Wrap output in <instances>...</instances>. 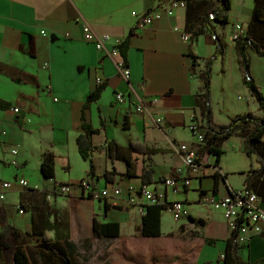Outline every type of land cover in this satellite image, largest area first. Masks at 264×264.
Returning a JSON list of instances; mask_svg holds the SVG:
<instances>
[{"label":"crops","instance_id":"obj_1","mask_svg":"<svg viewBox=\"0 0 264 264\" xmlns=\"http://www.w3.org/2000/svg\"><path fill=\"white\" fill-rule=\"evenodd\" d=\"M183 1L185 6L171 17L163 16L150 26L137 29L138 16L159 8L161 0H0V102L9 105V109L0 110V164L4 170L13 166L7 178L0 172V193L3 183H12L0 199V228H6L0 230V235L8 244L13 243V228L20 233H33L36 225L48 241L74 245L68 255L71 262L78 256L76 241L82 240L84 248H89L84 241L94 235L93 218L101 223L120 224L116 245L126 238L139 237L146 202L137 197L135 204H129L128 199L133 196L131 189L142 186V173L149 169L153 171L152 182L147 186L165 192L168 200L181 202L188 211L186 217L174 220L164 209L160 217L161 238L154 243L164 252L198 244L193 264H224L223 254L230 239L222 213L203 202L205 195L219 200L230 191L248 190L258 196L264 210V145L247 155L244 136L237 132L227 139L231 150L228 158L223 159L225 140L218 166H214L213 156L205 154L199 161L206 167L196 172L183 167L177 151L178 144L192 145L196 151L199 147L188 126L193 120L206 121V71L212 72L217 66L225 90L235 79L247 94L232 35L236 24L246 32L254 0H224L228 4L224 24L216 19L220 0ZM85 26L98 40L107 39L105 51L115 49L116 53L105 55V51L85 41ZM175 27L180 31L174 32ZM129 33L126 46L120 50L116 45L122 44ZM181 33L187 34L189 40L184 41ZM246 53L251 78L264 98V57L251 49ZM121 61L128 67V82L120 75L117 63ZM98 78L105 87L99 99L83 111ZM211 80L212 77L209 88ZM118 92L125 97L122 104L115 101ZM224 94L215 113L209 106L213 125L227 124L234 117L256 112L251 94L250 99H245L246 104L240 105L235 101H240V96L234 99L227 90ZM151 100L154 102L145 103L142 114L135 113L138 101ZM83 113L85 121L100 130L91 136L95 149L87 160L81 158L76 144L82 133ZM261 113L256 117H263ZM261 141L264 144V134ZM110 142H116L123 151L131 144L143 147V153H130L134 177L125 175L123 161L111 158ZM14 149L16 154L11 152ZM46 152L54 156L53 179L43 178L40 172ZM90 161L92 175L88 174ZM177 169L182 170L180 180L188 178L190 186L171 194L163 180ZM112 170L118 172L113 184L121 190L118 197L92 200L77 185L87 180L102 189L111 185L103 174ZM19 179L27 181V188L16 183ZM61 183L71 185L69 196L56 193V186ZM36 204H40L39 219L35 215ZM18 208L24 213L19 214ZM73 227L80 228V233ZM235 248L241 263L264 264V222L260 234L243 246L235 244ZM3 253L1 250L0 258Z\"/></svg>","mask_w":264,"mask_h":264},{"label":"trees","instance_id":"obj_2","mask_svg":"<svg viewBox=\"0 0 264 264\" xmlns=\"http://www.w3.org/2000/svg\"><path fill=\"white\" fill-rule=\"evenodd\" d=\"M220 3L221 5L216 14V19L220 21L221 24H224L226 23L225 13L228 11V4L224 0H220ZM221 15L222 18H220ZM130 35L131 33H129L122 44L118 46L120 50L126 46ZM235 43L243 73L244 84L249 89L253 98L259 103V108L263 113V117L258 118L252 113H246L232 118L227 124L213 125L210 112L209 115H207V106L205 105L203 108V114L206 119L205 138L204 143L199 145L196 151V160L199 161L203 155L208 154L214 157V166H218L220 158L224 154V151L221 149L222 143L237 132H240L244 136L247 155L255 153V151L258 152V148L264 145L261 141L264 134V98L251 78L250 60L246 53L247 49H251L257 55L264 57V0H254L253 13L246 34ZM220 51L221 49L218 50V54L221 53ZM203 78L208 92V71L205 72ZM104 87V83L96 85L95 89L88 95L83 105V111L88 109L91 103L99 99ZM7 109H9V105L0 102V110ZM81 120L83 121L81 126L82 133L76 138V144L81 158L87 160L95 149L91 143V136L98 134L100 130L93 128L91 124L85 121L84 113L81 116ZM124 122V127L127 128V118ZM109 151L113 160H120L125 163V175L134 177L135 168L130 153H143V147L138 144H131L126 151H123L116 142H110ZM93 169V164L90 161L89 175L93 174ZM40 172L45 179L54 178V156L51 152L44 153ZM152 173L153 171L151 169L143 171L141 176L142 186L151 184ZM116 175H118V172L112 170L105 172L103 177L108 183L114 184ZM214 177L218 179L219 175L215 174ZM22 207L23 209L26 208L25 206ZM163 210L164 207L162 205L145 206L139 237L126 238L106 251L105 256H107V258L113 257L115 253H118L120 256L119 260L113 261L111 264H193L196 251L199 247L198 244L190 249H183L181 251L168 250V252L159 250L156 247L154 242L161 238L160 217ZM35 228L36 225L33 233H20L13 228V243L11 245L0 235V251L12 249L11 264H71L68 255L74 251V245L65 244L63 247V245L57 241L50 242L46 238L44 231H36ZM92 229L94 236L98 239H118L120 237V224L118 222L101 223L97 221L96 218H93ZM31 235H38L43 242L39 247H37V245L30 251L25 247L24 243ZM206 243H210V241H206ZM223 262L224 264H244L239 261L235 244L231 239L228 240L227 248L223 254Z\"/></svg>","mask_w":264,"mask_h":264},{"label":"built area","instance_id":"obj_3","mask_svg":"<svg viewBox=\"0 0 264 264\" xmlns=\"http://www.w3.org/2000/svg\"><path fill=\"white\" fill-rule=\"evenodd\" d=\"M162 5L154 10H150L138 16L136 22L137 29H144L150 26L154 21L160 20L163 16L171 17L174 12L185 6L183 0H161ZM174 32H179L178 28H173ZM84 38L87 42L95 44L97 50L105 51L103 40H98L96 36L91 32L89 26L83 28ZM246 32L243 30L240 24L234 26V33L232 35L233 41H237L244 37ZM182 39L188 41L189 37L185 33H181ZM105 40V41H104ZM120 44H117L118 47ZM116 50L114 49L110 53L105 51V55H114ZM119 67L120 75L126 82L129 81L130 73L125 62L121 61L117 63ZM97 84H101V79H97ZM115 101L117 104L125 102V97L122 93L115 94ZM151 101H138L134 111L136 114H142L145 110V103H153ZM14 109V112H17ZM205 123H199L195 120L188 126V130L195 138V143L202 145L205 138ZM2 134H5L4 132ZM177 151L180 153L183 159V167L188 171L196 172L203 170L206 164L196 160V150L189 144H178ZM12 154H16V149L11 151ZM181 169H177L170 177H166L163 180L164 187L170 191L171 194H176L181 190L190 186L188 178L180 180ZM22 188H27L28 184L24 179L16 180ZM83 188V192L87 191V197L92 200H110L121 195V190L116 185H108L102 189L94 187V185L87 181L82 180L77 184ZM12 183L6 182L1 185L2 192L0 193V199L4 198V191L10 189ZM133 194L128 199L129 204H135L136 198L140 197L146 205H162L164 209L168 210L174 220H179L188 215V211L179 201L168 200L167 194L163 191H157L149 186H141L138 190L131 189ZM56 193L61 196H69L71 194V185L59 184L56 186ZM205 204H209L214 210L220 211L226 221L227 228L230 233V239L239 246H243L249 242V240L262 232V224L264 222V210L259 206L258 196L248 190L230 191V193L219 200L214 199L210 195H205L203 198ZM18 213L23 214L24 211L18 208Z\"/></svg>","mask_w":264,"mask_h":264},{"label":"rangeland","instance_id":"obj_4","mask_svg":"<svg viewBox=\"0 0 264 264\" xmlns=\"http://www.w3.org/2000/svg\"><path fill=\"white\" fill-rule=\"evenodd\" d=\"M229 53V50H228ZM211 61L209 60L208 64H210ZM231 66V65H230ZM227 69V68H226ZM217 75V79L215 78V76ZM221 71L218 70L217 71V66H213L212 68V72H210L209 70V82H210V77H212L211 80V86L208 90V97H209V106L210 109L213 111V113H215L216 110V106L218 105V103H220L224 92L230 91V93H232L231 95L233 96V98H237L238 96L241 97L240 101L235 100L239 105L240 104H246V100L245 99H250V91L247 87H244V89L247 91V94H245L243 92V87H241V85H238V81L237 80H233V82H230V85L226 86V90H225V86H224V82L221 78ZM241 84L243 86V83L241 81ZM247 88V89H246ZM247 97V98H245ZM256 103V112H250L252 113L254 116H258L260 115V108H259V104L257 103V101L255 100ZM248 113V112H247ZM262 115V113H261ZM241 116V115H239ZM195 139V138H194ZM223 148L225 149V154L223 155V159H225L227 156H230L228 154H231V150H230V141H225ZM228 158V157H227ZM0 172L3 171V173L1 174L2 176H5L6 178L9 177L10 173H11V169L13 166H9V168H5L4 170V165L0 164ZM29 177H32V173L29 172ZM26 181V180H25ZM27 182V181H26ZM9 201V200H8ZM4 203H7L6 200L4 201ZM39 205L40 204H36L35 205V215H37L38 219L40 216V210H39ZM38 222V221H37ZM164 229H166L167 227V223L168 220H164ZM37 224V223H36ZM79 227V226H78ZM36 231H38L37 227L35 228ZM79 229V230H78ZM76 228L73 227V230H76L78 233H80V228ZM0 230H6V228H0ZM124 232V231H123ZM127 232V230H126ZM1 234V233H0ZM9 238L11 239L12 237L9 236ZM9 239V241H11ZM42 239L41 237H39L38 235H31L30 238L28 240L25 241L24 245L25 247L31 251V249H34L35 246L39 247V245L42 243ZM117 241V239H106V240H101L96 238L94 235H91L90 237H87L84 241V243L89 244V248L85 249L84 245L82 244L83 241L79 240L76 241V257L72 258L71 264H110V262L113 261H117L120 259L119 254L115 253L113 254V257H110L109 259L107 258V256H105V252L106 249L108 247L115 246ZM61 245H64L63 243H60ZM10 245V243H9ZM11 255H12V249H6L4 250L3 256L2 258H0V264H11Z\"/></svg>","mask_w":264,"mask_h":264},{"label":"water","instance_id":"obj_5","mask_svg":"<svg viewBox=\"0 0 264 264\" xmlns=\"http://www.w3.org/2000/svg\"><path fill=\"white\" fill-rule=\"evenodd\" d=\"M209 67H210V64H209ZM206 106H207V115H209V104H208V100H207V104H206Z\"/></svg>","mask_w":264,"mask_h":264}]
</instances>
